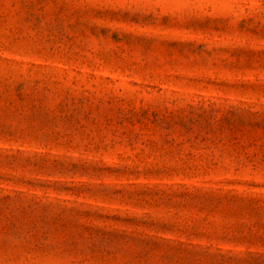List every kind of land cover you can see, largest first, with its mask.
Wrapping results in <instances>:
<instances>
[{
  "label": "rangeland",
  "instance_id": "rangeland-1",
  "mask_svg": "<svg viewBox=\"0 0 264 264\" xmlns=\"http://www.w3.org/2000/svg\"><path fill=\"white\" fill-rule=\"evenodd\" d=\"M0 264H264V0H0Z\"/></svg>",
  "mask_w": 264,
  "mask_h": 264
}]
</instances>
